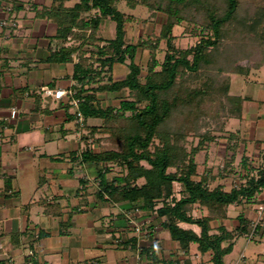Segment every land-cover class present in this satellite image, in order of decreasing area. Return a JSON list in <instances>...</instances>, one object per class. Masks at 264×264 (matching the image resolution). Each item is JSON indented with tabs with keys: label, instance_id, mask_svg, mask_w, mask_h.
I'll use <instances>...</instances> for the list:
<instances>
[{
	"label": "crops",
	"instance_id": "1",
	"mask_svg": "<svg viewBox=\"0 0 264 264\" xmlns=\"http://www.w3.org/2000/svg\"><path fill=\"white\" fill-rule=\"evenodd\" d=\"M57 1L0 0V264H186L187 259L191 264H213L210 251L200 252L197 243L189 254L184 253L156 210L136 211L129 200H112L100 184L104 166L85 159L86 150L93 147L90 125L103 120L87 117L71 100L87 96L104 83L76 77L83 51L72 50L76 34L59 36L58 24L48 12ZM64 1L66 6L77 2ZM261 3L264 14V0ZM103 24L98 35L109 38L103 32L107 21ZM94 48L82 47L87 55ZM127 64L113 63L114 80L127 75ZM263 64L243 74L235 89L232 77L239 73L230 77V91L242 97V115L231 118L227 130L239 132L245 147L239 150H245L250 160L264 154ZM58 88L77 91L58 98L54 95ZM120 92H108L111 95L106 93L105 99L102 91H96L105 107L119 103ZM77 110L82 111L83 122ZM226 143L221 138L215 144L221 156ZM208 157L206 153L199 171L205 165L213 167L210 185L224 184L230 190L231 180L225 182L227 176ZM114 166L105 171V178L119 174ZM263 197L264 189L258 202L230 204L226 218L212 219L211 231L218 232L222 226L235 229L241 214L251 223ZM206 213L208 208L198 205L193 212L195 216ZM131 216L146 230L133 229ZM180 225L200 232L197 224ZM242 238L237 258L229 262ZM258 244L262 249H257ZM224 260L225 264H264V224L250 240L245 234L239 236Z\"/></svg>",
	"mask_w": 264,
	"mask_h": 264
},
{
	"label": "trees",
	"instance_id": "2",
	"mask_svg": "<svg viewBox=\"0 0 264 264\" xmlns=\"http://www.w3.org/2000/svg\"><path fill=\"white\" fill-rule=\"evenodd\" d=\"M118 2L129 8L147 7L148 19L155 24L156 18L162 16L159 33L154 30L147 39L132 42L125 26L127 15L116 6ZM64 3L58 0L48 11L57 19L54 20L59 36L76 34L72 50L84 52L79 55L76 77L95 80L106 65L112 69L115 61L129 60V72L124 78L114 80L110 76L108 82L83 96L80 102L87 117L103 120L100 125H90L98 147L85 153L86 160L104 166L99 174L103 189L112 200H129L141 210H156L184 253L189 254L191 245L197 243L200 252L210 251L213 264H225L224 257L232 251L236 239L250 231L249 220L241 214L240 225L235 229L222 226L212 232V219L226 218L232 203L258 202L264 189V154L262 161L254 165L245 150H239L243 145L239 132L227 130L229 120L242 115V97L230 91L229 74H248L264 63V42L249 44L232 29L239 20L240 0H77L72 6ZM104 20L116 22L114 37L98 35ZM182 23L193 31L195 45L175 46L173 28ZM162 39L167 42V52L161 68L156 69V50ZM89 44L96 48L90 50V57L82 49ZM142 46L151 55L145 74L135 60ZM95 53L99 55L96 58ZM93 57L99 68L90 61ZM125 88L128 93L119 96L117 104L105 107L98 100L97 90L116 92ZM221 138L227 143L220 174H239L242 178L230 190L224 184L214 188L210 185L213 167L205 165L204 171H199L198 155L207 153ZM240 152L238 165L242 171L235 163ZM113 165L120 166L119 174L105 178V171ZM175 183L180 184L179 198ZM197 205L206 206L208 213L195 216ZM181 222L197 224L200 232L182 227ZM191 263L186 260V264Z\"/></svg>",
	"mask_w": 264,
	"mask_h": 264
},
{
	"label": "rangeland",
	"instance_id": "3",
	"mask_svg": "<svg viewBox=\"0 0 264 264\" xmlns=\"http://www.w3.org/2000/svg\"><path fill=\"white\" fill-rule=\"evenodd\" d=\"M116 6L119 7V9H121L122 11H124L127 15V19H126V29H127V35L129 36V39L132 42H138L139 38H144L147 39L149 37V34H151V32H153L155 30V32H157L156 34L159 33L160 31V26L161 23L163 22L162 16L157 17V21L156 24L154 22H152V20H149L150 18V14H149V10L147 9V7L143 6V5H139L136 8H129L124 2H118L116 3ZM49 12V11H48ZM49 15H51L49 13ZM93 15V14H92ZM160 15V14H159ZM264 14H263V7H262V3L261 0H240V4H239V9H238V21L237 23L232 26L233 30H234V34L238 33V35L242 36V39L246 41H248L249 44H254V43H260V42H264L261 37H264V18H263ZM52 19H56L55 16H51ZM149 18V19H148ZM107 24H106V30L103 31L105 33V35L109 38L114 37L115 36V32H116V22L112 21V20H106ZM103 24V23H101ZM104 25V24H103ZM187 24L186 23H182L179 25H176L173 28V34L175 35L173 42L175 43V46L177 47H182V48H187L190 45H195V43H197V38L195 36H193V31H191L190 29H187ZM232 34V35H234ZM235 36V35H234ZM156 35L154 36L153 40L155 39ZM231 37V35H230ZM89 42V41H88ZM91 45V44H90ZM251 49V48H250ZM167 52V42L165 39H162L160 41L159 47L156 50V58L158 60V64L156 65V69H160L161 68V63L164 61L165 59V55ZM256 52L258 53V50H256ZM89 56V55H88ZM99 56L95 53V58ZM150 50L148 48H146L145 46L139 47L137 52H136V56H135V60L137 63H139L143 69L142 73L145 74L146 73V66H147V62L150 58ZM90 57V56H89ZM95 58H91V62H93L95 60ZM127 59H125L123 62L121 63H126ZM129 62V60H128ZM129 65V64H127ZM94 67L95 68H99L100 64L99 62L94 61ZM255 68H252V71H255ZM262 71H264V64L262 65ZM261 70V69H260ZM251 71V70H250ZM231 74H234L233 72L230 73V77ZM117 75V74H116ZM264 73L261 74V76H263ZM110 76L112 77V71L111 68H109V65H106L100 76L95 75L96 80L98 79L99 81H103V83H106L109 81ZM118 76V75H117ZM120 76V74H119ZM243 77H245V75L239 73V74H235L233 75V79H232V85L231 87L233 89H235V85L237 84V82L241 81V79H243ZM113 78V77H112ZM250 78H253V75L250 76ZM114 79V78H113ZM236 79V80H235ZM97 80V81H98ZM234 80V81H233ZM111 95V93L108 92H104L102 91V93L100 95H103L102 97H104L106 99V95L107 94ZM128 93V88L123 89L120 92V95H125ZM231 127H235V122H231ZM228 126V125H227ZM100 135V134H98ZM93 147H98L97 142H92ZM221 147V146H220ZM209 157L211 156L212 159H214L216 161L215 167L216 170L220 169V167L223 166V155H219L218 151H217V145L212 144L210 149L207 151ZM205 151H202L199 155H198V160L201 163L204 158H205ZM250 155V153H249ZM253 155V154H252ZM212 159L210 160V162L212 163ZM241 160V152L238 153V156L236 158V165H238L237 163H239ZM254 161V162H253ZM261 157L258 158H254V160H252V163L254 165H258V163H260ZM146 163V162H144ZM115 171H120V166H114ZM238 169H242L241 166L238 165ZM242 171V170H241ZM226 179H224L225 182H227V180H231V185L233 186L234 183H236L237 181H240V179H242L241 177H239V174L237 175H232L231 177H225ZM216 185V181L214 182V186ZM175 188H176V195H180V184L179 183H175ZM161 204H158V206H160ZM157 206V207H158ZM196 227V229H198V231H200V229L194 225ZM133 229L134 226H132ZM128 235H130V233H128ZM123 238V236H121ZM131 239V238H130ZM243 238L240 240V242L238 243V247H236V249L234 250V252L230 255V260L236 259L238 256V251L241 248L240 246H243L244 242H243ZM258 246L257 249H262V245L258 244L256 245ZM249 250V248L247 249ZM199 261V260H196Z\"/></svg>",
	"mask_w": 264,
	"mask_h": 264
},
{
	"label": "built area",
	"instance_id": "4",
	"mask_svg": "<svg viewBox=\"0 0 264 264\" xmlns=\"http://www.w3.org/2000/svg\"><path fill=\"white\" fill-rule=\"evenodd\" d=\"M76 91H77L76 89H72V90L67 91V90H65L63 88H58V89H56L54 91V95L59 98V97H62L64 95H66L67 92H70V93L74 94V93H76ZM83 99H84V97H74L71 100V102L77 108H79L80 102ZM11 112H12V115H15L17 113V109L15 107H13ZM76 114H77L78 119L80 120V122H83V113H82V111L81 110H77ZM239 183H240V181H237L236 183H234V185H237ZM256 209H257V218L253 219L251 221V223H250V231L246 234V236L248 238L254 237L257 234V232H258V227L260 225L264 224V220H263V215H264V197L262 198V201L258 204ZM135 210L138 211L139 208H135ZM130 219H131V222L134 223V228H135L136 231L143 232V231L146 230V228L143 226V224H141V223H139V222H137L135 220V216H131Z\"/></svg>",
	"mask_w": 264,
	"mask_h": 264
}]
</instances>
